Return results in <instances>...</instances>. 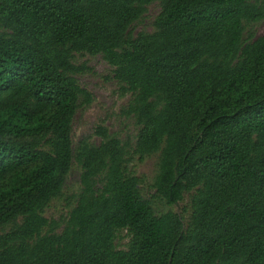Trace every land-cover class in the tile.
<instances>
[{
	"label": "trees",
	"instance_id": "16d2710c",
	"mask_svg": "<svg viewBox=\"0 0 264 264\" xmlns=\"http://www.w3.org/2000/svg\"><path fill=\"white\" fill-rule=\"evenodd\" d=\"M261 21L264 0H0V264H264ZM84 54L129 95L123 138L73 141Z\"/></svg>",
	"mask_w": 264,
	"mask_h": 264
},
{
	"label": "rangeland",
	"instance_id": "374dc122",
	"mask_svg": "<svg viewBox=\"0 0 264 264\" xmlns=\"http://www.w3.org/2000/svg\"><path fill=\"white\" fill-rule=\"evenodd\" d=\"M159 11L157 3H151L147 7V11L143 18L134 25L133 32L137 31H151L152 20ZM254 37L264 33V21L255 24L252 27ZM74 62L78 66H84V71L78 75L80 84L87 89L92 95V102L77 110L73 119L72 138L76 142L82 136L93 134L97 126L107 127L109 132H114L120 137L132 132L134 128L131 121L126 119L120 109L124 107L129 99V95H121L117 83L111 77L110 66L100 57L91 56L88 54L76 55ZM94 141L98 138L94 136ZM156 156L146 159L138 163L133 160L131 169L140 177L145 179L147 190L152 180L155 171ZM71 172L66 180L63 190V196L59 199L52 201L45 209L44 215L47 218L57 220L63 217L69 210L71 203V195L77 190L78 182V169L72 166ZM149 192H152L150 190ZM187 197L184 201L172 206L173 211L182 213V207L185 205ZM126 239L119 240L118 246L123 248Z\"/></svg>",
	"mask_w": 264,
	"mask_h": 264
}]
</instances>
